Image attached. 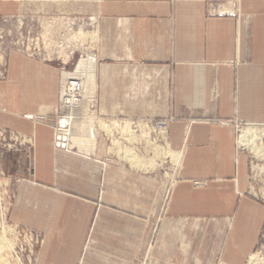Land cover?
Instances as JSON below:
<instances>
[{"label": "crops", "instance_id": "0c3cea01", "mask_svg": "<svg viewBox=\"0 0 264 264\" xmlns=\"http://www.w3.org/2000/svg\"><path fill=\"white\" fill-rule=\"evenodd\" d=\"M216 1L237 2L238 18L211 15ZM74 7L93 16L92 60L67 57L63 66L6 58L0 128L31 141L20 149L14 222L46 232L48 264H214L218 257L245 264L264 223V207L247 195L246 159L236 157L231 125L188 117L195 111L264 122V0H89ZM17 10L15 1L0 0V15ZM62 75L83 84L80 116L94 104L101 117H173L168 145L181 160L168 191L159 180L105 163L104 144L85 134L78 145H56ZM40 116L48 123L36 122ZM164 193L150 235L144 221Z\"/></svg>", "mask_w": 264, "mask_h": 264}, {"label": "rangeland", "instance_id": "374dc122", "mask_svg": "<svg viewBox=\"0 0 264 264\" xmlns=\"http://www.w3.org/2000/svg\"><path fill=\"white\" fill-rule=\"evenodd\" d=\"M10 1L17 3L18 10L12 15H0V81L4 80L7 74L6 58L9 53H16L25 57H29L30 53L37 51L48 53L49 56L55 55L56 53L59 57L70 54V58H76L75 62L79 61L80 56L81 58H84L82 56L93 57L97 41L92 25L93 20L91 19L89 21L93 16H89L77 7L73 8V5L86 3L89 0ZM210 14L228 15L238 18L237 2L216 1L214 3V9H210ZM46 48L49 49L47 50ZM55 61L60 64L68 63L67 61V63L62 62V58ZM211 96L212 105L215 106L218 100V91L216 88L213 89ZM84 117L85 121L75 120L72 123V132L69 134V138L75 145L79 144V138L82 134H87L88 130L84 129L88 128L87 122L93 121V126H98L99 130L107 133L100 122L103 123L104 119H113L112 117H101V115H98L94 104L90 106L89 113ZM94 117H98L99 120L97 123ZM139 118L152 120L170 119L171 121L167 124V134L165 137L168 143V126L174 120L173 117H134L132 119ZM188 118L192 122L211 121L233 127L236 157L242 156L246 159L248 176L247 195L264 207V135L261 133V129H264V122H245L239 119L225 121L216 118L211 120L207 116L195 111L189 112ZM35 120L43 124L48 123L47 117L45 116L37 117ZM57 125L58 121L55 117L54 131ZM247 125V128H254L255 125L258 128L254 134H251L253 137H248L247 139L249 141L246 142L248 144L251 143L252 138L254 139L256 136V144L252 142L251 146L260 150H256L261 152L260 157L255 154V150L250 148V144L248 147L245 145V148L240 147L241 132L243 133L245 131L243 127ZM239 126L244 130L241 131ZM104 133L98 132L97 136H93L94 139L90 143L95 144L98 140L104 144V157L102 160L105 163H114L117 167L116 169L121 173L134 172L151 181L158 182L159 180V183H163L166 190L170 189L175 181L178 166H175L171 159L166 157L167 155L165 157H158L160 150L156 151L155 146L150 145L144 149V144L141 143L135 155L144 162L145 160H151L152 163L147 169L134 168L127 162L128 160L125 155H128V153H125L126 149H123L122 145L121 147L120 145L117 146L120 148L119 150L111 147V139L104 135ZM30 144V138L27 136L0 128V238L6 240L10 245L8 252L4 253V259L9 264H48L46 253L49 247L47 246L46 232L36 228L18 225L14 222L12 215L13 206L18 196L19 182L22 178L20 173L21 169L18 168V164L21 162L19 160L20 149L26 146L30 147ZM158 148L160 149L161 147ZM27 174L31 175L30 172ZM195 185L202 186L203 183L195 182ZM168 195L166 194L165 196L164 193L163 197L165 199H158L156 201L152 213L144 221L146 227H150L151 229V232H149L150 235L156 234V232L152 231L159 224ZM145 235H147V231ZM252 255L255 256L253 264H264V223L258 244ZM249 262L250 259L248 258L245 264H249ZM220 263L223 262L218 257V260L216 259L214 264Z\"/></svg>", "mask_w": 264, "mask_h": 264}, {"label": "built area", "instance_id": "2783aa9c", "mask_svg": "<svg viewBox=\"0 0 264 264\" xmlns=\"http://www.w3.org/2000/svg\"><path fill=\"white\" fill-rule=\"evenodd\" d=\"M70 18V17H69ZM71 19V18H70ZM47 50L49 48H46ZM53 53V52H51ZM65 58L69 57L70 54L66 56L63 55ZM30 58H38L43 60H54V58L61 59L62 62L65 60L64 57H59L56 53L55 55H48V53H42L41 51H37L34 53L29 54ZM51 57V58H50ZM84 58H79V62L84 64L88 60H92L93 57L89 58V56H82ZM65 66V64H62ZM83 95V84L79 81L77 77L72 75L66 76L62 75L61 82H60V90H59V97H58V115L56 119L58 121V125L56 130L54 131L55 143L57 146L67 147L69 143V137L72 130V123L75 120L85 121L84 116L78 115L77 111L80 106V99ZM94 120H99L98 117H94ZM170 119H161V120H152V119H132V118H125V117H118L113 119H104V124L107 127V133L105 134L104 131L99 130L98 126L93 127V132L97 136L98 132L104 133L107 137L111 139V147L114 149H120L117 146L122 145V148L129 151L131 154H135L138 151V147H140L141 143L144 144V149L148 145L155 146V149L158 147L164 148L166 145V134H167V124L170 122ZM247 126L243 128H247ZM241 128V126H239ZM240 131V132H241ZM165 134V135H164ZM242 134V132H241ZM91 129L89 130L86 137L91 141L94 138L92 136ZM62 139H65L64 141ZM241 139V137H240ZM240 147H244L242 143H240ZM169 190V189H168ZM167 190V191H168ZM222 264V263H220Z\"/></svg>", "mask_w": 264, "mask_h": 264}, {"label": "bare ground", "instance_id": "6f19581e", "mask_svg": "<svg viewBox=\"0 0 264 264\" xmlns=\"http://www.w3.org/2000/svg\"><path fill=\"white\" fill-rule=\"evenodd\" d=\"M87 120H91V119H87ZM74 122V121H73ZM101 123V125L103 126V128L105 129V131H107V129L109 128V127H107V129H106V125L105 124H103L102 122H100ZM86 124V123H85ZM86 126V125H85ZM87 126H88V128H84V129H87L88 130V132H89V130L91 129V132H92V136H94L95 137V133L93 132V127H95V126H93V121L92 122H87ZM255 127H256V125H255ZM253 128V127H249V128H247V129H245V131L242 133V137H241V139H240V143H242L243 145H246L247 147H248V145L250 144V146H251V143L252 142H254L255 143V140L257 141V139H256V136L254 137V139L252 138V140L250 141L251 143H247L246 141H249L247 138L248 137H253V135H251V134H254L255 132H256V130H258V128L256 129V128ZM72 132V131H71ZM70 132V133H71ZM88 132H87V134H88ZM108 132V131H107ZM261 133H262V135H264V129H261ZM55 135V134H54ZM165 135V134H164ZM92 139H94V138H92ZM256 144V143H255ZM115 143H114V148H115ZM245 146V147H246ZM249 146V147H250ZM111 148V147H110ZM250 148H252L253 150H255L254 152H255V154L256 155H259V157L261 156V152H259L260 150L259 149H257L256 147H250ZM162 149V150H161ZM113 150V149H112ZM160 150V152H158L160 155H158V157H165V155H167L166 157H169L170 159H171V161L174 163V165L175 166H178V164H179V162H180V160H181V153H179V152H175V151H173V150H171L170 149V147H169V145H168V143L166 142V146H165V148H158V149H156V151H159ZM256 150H259V151H256ZM124 151V150H123ZM122 151V152H123ZM125 153H128V155H125V157H127V162H129L130 163V166H132V167H134V168H136V167H139V168H143V169H147L148 167H150L151 166V163H152V161L151 160H145V162L143 161V160H141L139 157H137V155H135V154H131L129 151H126ZM139 158V159H138ZM135 171V170H134ZM10 249V245H9V243L6 241V240H4L3 238H0V264H9L5 259H4V253H6V252H8V250ZM11 253V252H10ZM249 259H250V262H249V264H253V261L255 260V256H253V255H250V257H249ZM222 264H224V263H222Z\"/></svg>", "mask_w": 264, "mask_h": 264}, {"label": "water", "instance_id": "95a60500", "mask_svg": "<svg viewBox=\"0 0 264 264\" xmlns=\"http://www.w3.org/2000/svg\"><path fill=\"white\" fill-rule=\"evenodd\" d=\"M63 141L65 140V139H62Z\"/></svg>", "mask_w": 264, "mask_h": 264}]
</instances>
